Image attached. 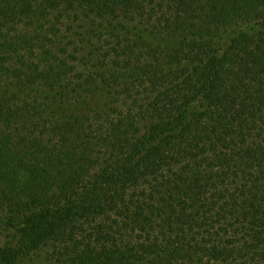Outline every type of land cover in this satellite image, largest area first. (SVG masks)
Here are the masks:
<instances>
[{
  "label": "trees",
  "instance_id": "16d2710c",
  "mask_svg": "<svg viewBox=\"0 0 264 264\" xmlns=\"http://www.w3.org/2000/svg\"><path fill=\"white\" fill-rule=\"evenodd\" d=\"M0 264H264V0H0Z\"/></svg>",
  "mask_w": 264,
  "mask_h": 264
}]
</instances>
